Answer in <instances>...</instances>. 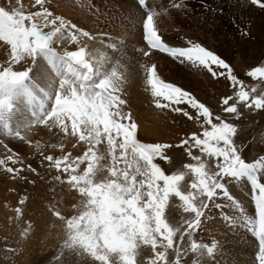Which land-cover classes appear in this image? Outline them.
<instances>
[{
    "label": "snow or ice",
    "instance_id": "obj_1",
    "mask_svg": "<svg viewBox=\"0 0 264 264\" xmlns=\"http://www.w3.org/2000/svg\"><path fill=\"white\" fill-rule=\"evenodd\" d=\"M137 2L146 6V0ZM45 3L46 0H35L39 10L29 12L22 7L0 6V42L8 49L7 60L0 64V134L27 141V132L34 125L58 128L93 146L106 140L112 159L108 176L98 179L104 174V169L97 167L102 157L92 147L73 162H69V156L55 160L52 156L44 157L53 161L58 170L63 163V172L69 174L67 184L81 198L80 205L74 206L76 214L65 217L59 211L54 213L65 228L56 264H71L69 254L87 264H187L185 257L190 253L203 256L204 249L212 257L217 243L213 241L208 246L194 238L202 218L213 219L206 215L211 207L221 209V217L230 226L247 227L258 240L256 261L264 264V156L248 162L234 142L236 126L214 115L191 92L166 82L153 64L147 69L146 80L155 106L199 122L202 129L200 134L194 131L178 145L186 146L185 151L195 161L185 165L195 179L190 190H182L180 182L185 173L166 174L157 162L170 160L165 151L172 145L141 142L131 113L122 112L126 101L120 95L121 75L117 68L110 61H97L82 39L94 37L55 15ZM251 3L264 8V0ZM182 6L173 4L175 8ZM156 16V11L149 8L142 21L147 50L140 51L144 57L157 51L181 65L204 68L213 78L225 77L234 88L239 86L234 93L236 102L230 104L231 95L222 100L223 112L234 114L236 119L240 118L238 102L249 110L264 109V94L250 96L244 82L219 55L193 41H188L187 47L165 42ZM69 43L75 46L74 50L64 47ZM38 67L43 75L34 74ZM246 75L264 79V66L254 67ZM251 91L255 93L256 88ZM193 149L200 154L193 155ZM85 160L88 163L82 174H74ZM9 161L22 163L19 155L13 154L0 159V166ZM27 167L36 172L31 165ZM6 170L20 171L12 167ZM55 179L60 180V176ZM244 180L251 185L254 215L247 213L227 186L230 181ZM170 197L182 201L183 213H190L193 218L185 220L181 216L179 226L171 223ZM220 197L228 203H216ZM225 207L233 209L232 215L223 211ZM192 264L200 261L193 259Z\"/></svg>",
    "mask_w": 264,
    "mask_h": 264
},
{
    "label": "rangeland",
    "instance_id": "obj_2",
    "mask_svg": "<svg viewBox=\"0 0 264 264\" xmlns=\"http://www.w3.org/2000/svg\"><path fill=\"white\" fill-rule=\"evenodd\" d=\"M58 1H61L63 3L66 2V0H46L45 7L49 8V10L52 11L55 15L62 16L66 20L69 21L71 20L72 23H76V21L70 19L71 16L69 17L63 12V10L60 8L58 4ZM181 1L183 2V0H180V2ZM69 2H74L76 3V5L80 4L79 6L80 8L82 7L81 4H84L86 6L90 2L89 5H91V7L96 6L95 8H98L96 11H94V9L89 11V17L91 18L94 17V12H96L99 15L101 14L103 16L102 23L109 30L108 37L111 39L110 43L115 47H117V51H119L122 54V56L126 58L127 62L129 61V62L141 63V66L144 67L145 71H147L148 68H150L153 64H155L157 66L158 72L160 70L162 75L165 76L167 75L166 77L164 76L167 80L173 79L175 82H179L178 83L179 86L184 87V89L190 87L191 89L189 90L191 91V93L198 94V97L199 94H202L204 91L211 99L218 97V100L220 99L223 100L222 98L225 97L224 96L219 98L220 97L219 93L217 94V92H214V90L211 89L208 83L210 82L211 79L214 80V78L211 75V73H209L206 69L192 67L189 64L181 65L173 58L165 54L162 55H164V57H169V59H171L170 64L175 65V67L177 66V68H180L179 70L180 72L175 71L174 69L169 68L168 66H167L168 68H162L161 67L162 63H167L166 60L163 61V59L166 58L160 56L157 51H153L150 57H144L142 55L140 49L144 48L145 50H147L144 41L141 40L142 41V45H141L140 40H136V38H134L135 40L134 39H132L133 41L129 40V42L125 44L124 43L126 40L125 37H123L121 34L119 35L120 31L117 30L118 26L116 25L119 24L115 22L116 17H113L112 14L109 13L105 14L104 11L103 13H101L103 10L102 7L103 5H105V3H102L100 0H68V3ZM182 5L187 12L191 11L188 6H185V4ZM0 6H4L6 8L22 7V9L25 12L39 10V7L35 5V0H20V4H17V0H11V2H9V0H0ZM203 9L206 10L205 5ZM248 9L250 15L249 17H247V19H244L245 25L242 26V28L240 29V34L242 36H246L250 34L253 35V33L259 34L258 31H255L256 29L254 30L255 22L253 19H256L257 21H262L261 24L263 25L262 27L264 30V8H260L259 6L252 4V6L248 7ZM253 10L254 12H252ZM118 19L119 17L117 18V20ZM178 20L180 19L178 18ZM210 20H207V23H209ZM132 23L134 24V22ZM183 25L184 26L173 27V29L179 32L180 36L177 34H171L169 37L171 38L170 40H174L176 42L177 47H186L188 46L187 43L188 41H193L199 43L208 50L218 54L217 46H218L219 35H216L215 32L210 30V28L212 27H209L208 29H206V31H203L199 28L200 24L192 19H190L189 22L183 23ZM133 26L132 29L135 35L137 36V38L139 36L141 37L140 22L136 21V23ZM83 29L88 31L87 27H84ZM229 32L231 33L230 30ZM115 36L117 37L116 39H118L119 37L124 38L123 39L124 44L121 45L120 42L122 41L121 39L118 40V42L120 43H118L117 40L115 41ZM249 40L254 42L252 46L253 47L252 51L248 46L250 45ZM249 40L243 37V41H241V45H240V51H238V53L235 51L237 47L234 46V44L236 45V43L230 46L232 53L235 56L237 55L236 58L240 60L239 68L242 72L241 75L242 77L239 76L238 74H236V76L240 80L243 79L242 81L244 82L245 90L249 91L250 96L262 95L264 94V79L251 78L247 76L246 73L251 69H253L254 67L264 66V39L260 37V35H258L256 36V38L252 37ZM259 40L262 41L259 42ZM64 47L70 50L75 46L69 43V44H65ZM2 58L3 60H1ZM7 58H8V49L3 46V42H0V64L5 63ZM38 68L39 70L36 69L34 74H37L39 72L38 74L43 75L44 73L41 72L40 67ZM171 69L174 72V75L172 74L173 76L172 75L170 76L169 74ZM146 77H147V73H146ZM185 79L186 81H182ZM200 82H207V83H205V85L203 86V84L201 85ZM127 85H128L127 78H122L121 90H124L125 94L123 95L122 93H120V95L121 98L126 101V103L121 106V110L124 113H131L133 120L138 125L137 138L141 142L147 143V141L145 140H147L149 134L145 135L140 131L142 129L140 125L141 118L140 115L136 112L134 108V104H132L131 100H129L130 96L127 90L128 89ZM238 88L239 86H236L234 88L232 85L231 94L227 95V96L230 95L233 96V100L230 101V104L236 102L234 93L235 91L238 90ZM252 88H256L255 93L251 91ZM212 101L214 104L212 105L213 108L216 106L215 103L217 102L215 99H212ZM220 101L218 103H220ZM152 104L159 112L167 113L165 109L157 108L155 106L154 100L152 101ZM224 107L225 106L221 104L222 110H220L221 112L220 111L219 112L223 114L222 117L225 120L233 123L236 126L237 132L233 139L236 146L243 155V157L248 162H252L254 159H258L260 156H264V141H257V142L253 141V139L255 138V132L256 130H258L259 127H261L260 136L264 138V109L253 108L252 110H249L246 106L243 105L242 102H238L237 108L238 111L240 112V118L236 119L234 114L224 113L223 112ZM26 115H28V113H26ZM172 116H175V119L177 120L176 126H178V130H179V132H177L176 134L177 139L171 140L170 138L168 140L165 139L163 141V140H159L160 137L157 138L152 137V139H149V141H152V143H166L172 145L170 149H167L165 151V155L167 157H170V160L166 162L164 160L158 159L157 162L160 164V166L166 172V174H172L173 172H184L185 179L180 183H181V188L186 190L187 187L190 188L191 181L195 179V177L185 167V165L188 163H195V161H193L191 157L188 156L187 152L185 151L186 146H178V145H180V141L183 140V138L184 139L187 138L194 131L197 132V134H200L202 132V129L200 127L199 122L189 120L187 117H184L182 114L173 112ZM124 122L126 123L127 121ZM69 128H70V122H69ZM27 137H28L27 141H20L14 138L7 137L3 134H0V159H5L9 155L16 154L19 155L22 161V163H15V164L9 161L6 166H0V264H29V262L26 263L24 249L21 244L22 242H20V238L16 235V230H15V228L17 227L16 221L18 217L24 212L23 201L25 200L26 194L30 195V194H34V192L36 191H42L45 192L44 194L48 196L50 195L51 202L49 201L48 206L47 207L45 206V208L47 209L48 212L53 213L52 210L62 206V202H63L62 192L75 191L67 184V179L69 174L63 172V163L61 165V169L58 170L54 167L53 161H48L44 159L45 156H52L54 160L58 158H62L64 156H69V162H73L76 161L77 157L83 156L84 153L87 152L90 147H92L93 151H95L97 155L102 157V159L98 161L97 167H102L104 169V173L106 175L103 174L104 175L103 178L107 177L108 174L107 169L112 165L111 154L108 152V146L106 140H102L100 144L93 146L88 144L86 141H80L78 136L65 134L62 131H60L58 128L49 129L44 125H34L31 129L28 130ZM199 154L200 153L197 149H193V155H199ZM117 155H119V150H117ZM87 163H88L87 160L83 161L82 163H79V167L77 168L76 173L74 174H82L83 170L87 167ZM28 165H31L32 168H35L36 172H31L27 167ZM73 166L75 167V164ZM7 167L20 169V171L9 173L6 170ZM56 176H60V180H56L55 179ZM244 183H248L249 187L251 188L250 183L247 182L246 180L236 181V182L230 181L227 183V186L229 188L231 195L239 202H241L244 207H246L245 202L242 201V199H240L238 195H236V192L240 193L241 195L242 193L243 194L247 193ZM76 193L78 194V192ZM78 197L81 200L79 194ZM248 197L249 199H247V201L249 203L246 204L247 206L253 208L254 203L251 199V195ZM216 201H219V203L222 205L228 203V201H226L222 197L217 198ZM169 205L171 206V209L177 208V210L175 209L174 211H171V216H170V222L173 223L174 225L179 226L181 216L185 220H190L193 218L192 214L183 213V202L178 200V198L170 197ZM217 210L220 214L221 209H217ZM223 211L229 215H232L233 213V209L228 207L223 208ZM72 214H76V212H72L68 216ZM249 214L253 215V213H249ZM165 215L166 217L169 216L168 207H166L165 209ZM206 215L213 218L211 220H208L209 222L215 220L210 210H206ZM220 219L224 221L221 215L218 220ZM224 223H225V228H228L230 232L231 231L232 232L235 231L237 233L242 232L243 234L246 233L247 235L252 236L246 226H241V225L230 226L227 222L224 221ZM215 241L216 243H219V240H215ZM184 243L185 244L188 243L187 238ZM204 243L207 244L208 246L212 245V244H208L207 241ZM172 258L174 259V254ZM145 260H147L146 256H145Z\"/></svg>",
    "mask_w": 264,
    "mask_h": 264
},
{
    "label": "bare ground",
    "instance_id": "obj_3",
    "mask_svg": "<svg viewBox=\"0 0 264 264\" xmlns=\"http://www.w3.org/2000/svg\"><path fill=\"white\" fill-rule=\"evenodd\" d=\"M100 1L105 3L102 7L103 10L101 13L104 11L105 14L109 13L112 14L113 17H116L115 22L119 24L116 25L118 26L117 30L120 31L119 35L121 34L125 37V44L129 42V40L131 41L136 38V40H140L142 45V21L145 18L146 7L156 11V22L159 31L162 34V38L171 46H176V42L174 40H170V35L177 34L180 36L179 32L173 29L174 26H184L183 23L189 22L190 19H192L200 24L199 28L203 31L212 27L210 30L215 32L216 35H219L217 55L223 58L230 65L235 75L238 74L239 76L242 75L239 68L240 60L236 58L237 55L235 56L232 53L230 46L236 43L234 46L237 47L235 51L238 53V51H240V45L241 41H243V37L249 40L252 37L256 38V36L260 35V37L264 39V30L262 27L263 25L261 24L262 21H257L256 19H253L255 22L254 30L256 29L255 31H258L259 34L253 33V35L250 34L246 36H242L240 34V29L245 25L244 19H247L250 15L248 7L252 6L251 0H183V2L181 1L182 3L180 0H147L146 6L139 5L136 0ZM89 3L86 6L81 4L82 7L80 8V4L76 5L74 2L68 3V0H66L65 3L58 1V4L63 12L69 17L71 16L70 19L76 21L75 24H78V27H87L90 35L94 37L92 40H87V38L82 39L87 42L89 51L92 52L96 60L99 62H103L104 60L112 62V65L117 68L119 74L121 75V83L122 78H127V90L130 96L129 100H131L132 104H134V108L141 118L140 125L142 129L140 131L145 135H150H148L147 140L145 141H147V143H152V141H149L152 137H160L159 140L163 141L170 138L171 140L177 139L176 134L179 130L178 126H176L177 120L175 119V116H172L173 112L169 109H165L167 113L159 112L152 104L153 97L151 95V91L147 87V71H145L144 67L141 66V63L127 62L126 58L122 56L119 51H117V47L110 43L111 39L108 37L109 30L102 23L103 16L94 12V17H89V11L92 9L96 11L98 9L95 8L96 6L91 7ZM174 3L185 4V6L189 7L192 13L191 11L187 12L183 6L180 8L173 7ZM204 5L206 10L203 9ZM252 12H254V10ZM118 17L119 19L117 20ZM178 18L180 20H178ZM207 20H210V22L207 23ZM136 21H139L141 24V37L139 36L138 38L132 29V26L136 23ZM132 22H134V24ZM116 38L117 37L115 36V41L117 40L118 42V40L121 39V45L124 44V38ZM261 41L262 40H259V42ZM249 44L250 45L248 46L252 51L254 42L249 40ZM158 54L163 58H166L163 59V61L166 60L167 63H162V68L169 67L180 72V68L170 64L171 59H169V57H164V55L159 52ZM1 60H3V58ZM39 64L42 65L43 62L41 61ZM172 69L169 73L170 76L172 74L174 75ZM37 70H39V68H37ZM221 71L224 70L221 69ZM158 74L166 82H171L179 86V82H175L173 79L167 80L165 78L167 75H162L160 70ZM182 81H186V79ZM205 83L207 82H200L203 86ZM208 84L214 92H217V94L219 93V98L224 96L226 97L231 94L232 84L225 77L218 76L214 78V80L211 79ZM189 89L191 88H185L186 91L191 92ZM120 93L123 95L125 94L124 90H121ZM192 95L199 99L201 103H204L207 107H209L210 110L213 111L214 115L223 116V114L220 113V110H222L221 104H223L221 103V99L220 101L218 100V97L212 98L215 99L216 102L218 100V102L220 101L221 103H215L216 106L212 108V105H214L213 101L209 98L205 91L202 94H199V97L196 93ZM260 129L261 127H259L255 132V138L253 137L254 142L264 141V138L260 136ZM104 175L106 174L104 173ZM102 178L103 177H98V179ZM262 182H264V180H262ZM244 186L247 191V195L243 193L241 195L238 192H236V195H238V197L245 202V209L247 213H253L254 215V207L252 208L246 204L249 203L247 199H249L248 196L251 195L252 190L248 183H244ZM187 190H190V188L187 187L184 191ZM44 193L45 192L42 191H36L34 194H26L25 200L23 201L24 212L16 221V235L20 238V242H22L21 244L24 249L25 260L26 263L29 262V264H56L55 256L58 254L61 246L63 245L65 228L64 222L55 216L54 213L59 211L61 215L68 217V215L72 212H76V207L74 206H79L81 203V200L75 191H63L62 206L52 210L53 213H50L45 208V206L47 207L49 204L50 195L48 196ZM216 203H219V201H216ZM175 209L177 210V208H172L171 211H174ZM209 210L213 214L215 220L209 222L208 220L202 219L203 225H201V228L194 233V238L198 243H204L207 241L208 244H212L215 240H219V243H217V247L212 257H209L207 255V250L204 249L203 252L205 251V254L203 256L190 253L187 257H185L184 260L187 261V264H192L193 259L199 260L200 264H257L255 254L258 252V242L256 239L246 233L245 235L242 232H230L228 228H225L224 221L221 219L218 220L220 217L218 210L214 207H211ZM68 259L71 261V264H87L86 261H82L80 257L75 255L69 254Z\"/></svg>",
    "mask_w": 264,
    "mask_h": 264
}]
</instances>
